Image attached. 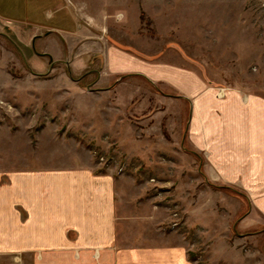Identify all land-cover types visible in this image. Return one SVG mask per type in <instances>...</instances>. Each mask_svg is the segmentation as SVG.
<instances>
[{
    "label": "rangeland",
    "instance_id": "rangeland-1",
    "mask_svg": "<svg viewBox=\"0 0 264 264\" xmlns=\"http://www.w3.org/2000/svg\"><path fill=\"white\" fill-rule=\"evenodd\" d=\"M109 47L264 96V0H0V173L93 163L194 264H264L263 220L191 150L190 104L132 58L112 76Z\"/></svg>",
    "mask_w": 264,
    "mask_h": 264
},
{
    "label": "crops",
    "instance_id": "crops-1",
    "mask_svg": "<svg viewBox=\"0 0 264 264\" xmlns=\"http://www.w3.org/2000/svg\"><path fill=\"white\" fill-rule=\"evenodd\" d=\"M124 58L142 65L133 74L168 83L190 104L188 139L205 158L208 180L238 187L264 222V96L215 87L179 65L109 47L112 76L122 74L115 60ZM98 167L0 173V263L194 264L187 246L143 209L150 200L135 193L137 182Z\"/></svg>",
    "mask_w": 264,
    "mask_h": 264
},
{
    "label": "trees",
    "instance_id": "trees-1",
    "mask_svg": "<svg viewBox=\"0 0 264 264\" xmlns=\"http://www.w3.org/2000/svg\"><path fill=\"white\" fill-rule=\"evenodd\" d=\"M115 83H117V82H115ZM115 83H113L112 85H111V87L115 84ZM218 188H220V189H225V190H231L232 188H230V187H228V186H218ZM232 191V190H231ZM244 195V194H243ZM245 196V195H244Z\"/></svg>",
    "mask_w": 264,
    "mask_h": 264
}]
</instances>
